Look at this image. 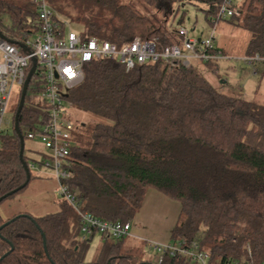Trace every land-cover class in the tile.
<instances>
[{"label": "trees", "instance_id": "obj_1", "mask_svg": "<svg viewBox=\"0 0 264 264\" xmlns=\"http://www.w3.org/2000/svg\"><path fill=\"white\" fill-rule=\"evenodd\" d=\"M135 1L47 0L84 37L118 46L136 37L155 39L158 49L181 42L166 22L185 5H194L213 26L223 20L248 31L244 56L264 57V0L232 3L238 15L224 19H217L224 0H139L143 10ZM1 12L9 24L0 21V31L13 43L37 30L33 0H0ZM204 63L215 73L212 61ZM83 72L82 82L66 97L70 110L95 118L91 124L73 121L68 183L80 209L99 219L130 222L146 191L156 189L180 205L171 243L195 242L208 255V264L249 257L264 262V102L222 92L197 68L163 60L126 70L115 58H98ZM39 109L26 95L18 117L21 133L23 125L36 121ZM19 149L13 129L0 134V196L27 180ZM23 158L28 162L24 150ZM56 200L57 210L41 216L17 211L4 217L0 212V257L6 253L0 264L83 263L94 233L83 236L76 211ZM99 236L94 258L84 264L154 263L144 258L143 242ZM154 264L196 263L181 254H164Z\"/></svg>", "mask_w": 264, "mask_h": 264}, {"label": "built area", "instance_id": "obj_2", "mask_svg": "<svg viewBox=\"0 0 264 264\" xmlns=\"http://www.w3.org/2000/svg\"><path fill=\"white\" fill-rule=\"evenodd\" d=\"M36 7L37 30L21 34L20 44L0 37V134L4 128V114L7 112L14 86L20 91L35 58V67L30 77L26 95H32L39 103L40 111L36 121L23 125L25 141L38 140L49 153H41L39 166L49 168L56 185V196L66 201L79 217V230L83 236L89 234L105 235L115 239L130 236V222L99 219L83 211L78 206L76 195L69 186L72 175L69 149L71 147L74 123L70 118V104L63 96L83 80L84 65L98 58H115L125 69L135 64L163 60L170 64L178 63L184 67L191 66L188 58L216 62L228 56L215 45V38H188L183 27L177 29L180 43L162 46L158 49L155 39L134 38L120 46L95 37H84L70 26L66 19L57 16L47 0H33ZM238 15L237 8L231 0H224L217 12L218 18ZM213 22V21H212ZM248 63L264 62V57L256 54L244 56ZM31 82L33 84H31ZM25 95V96H26ZM11 125L14 124V113ZM32 151V150H30ZM28 169L35 167L28 159ZM146 244L153 250V262L160 263L164 254H181L195 261L196 264H208V255L198 248L195 242L183 240L173 244L147 240ZM224 264H264L256 263L251 257L232 260Z\"/></svg>", "mask_w": 264, "mask_h": 264}, {"label": "rangeland", "instance_id": "obj_3", "mask_svg": "<svg viewBox=\"0 0 264 264\" xmlns=\"http://www.w3.org/2000/svg\"><path fill=\"white\" fill-rule=\"evenodd\" d=\"M15 1V0H14ZM21 2V4L25 3L27 0H16ZM245 0H231L233 4H240L244 2ZM135 6L143 10L142 3L137 0L135 1ZM184 11V13H183ZM183 13V14H182ZM183 15L182 21L179 23V17ZM9 18L8 15L4 12L0 13V21L3 25H8ZM167 28L169 30H176L179 27H183L187 31V37L188 38H202L205 39L210 36L212 33L215 38V45L222 46L224 52L231 55L241 54L243 52L246 40L248 39V31L236 26L229 24L223 20L216 21L215 25H211L209 22H207L204 18L203 12L200 10V8L194 6V5H185L183 10H180L174 17L172 16L169 20H167ZM2 26V25H1ZM2 30H4L2 28ZM173 38H177L176 32H172L171 34ZM179 38V37H178ZM228 56V55H227ZM189 63L191 66L197 68L210 82H212L216 88H218L220 91H226L225 87L218 83H215V80L217 79V76H224L228 77V82L231 84L234 83H241V80L244 78L245 75V69L248 70L246 65H244V61L242 59H232L234 62V67L236 68L235 72H229L227 68L221 67L217 72H212L204 63L203 60L195 59L193 57L188 58ZM227 59H219V61H225ZM229 62V60H227ZM237 62V63H235ZM243 71V72H242ZM31 84H33L31 82ZM19 87L14 86L13 94L11 97V100L9 102L7 112L4 114V122L5 125L1 134H10L12 133V125H11V119L12 115L14 113V110H16L17 102L19 98ZM230 94V93H229ZM71 112V120L77 121L85 124H91L95 120L93 116L90 114H87L83 111H78L75 109L69 110ZM32 150V151H30ZM39 151L41 153H49V150L46 149L38 140L33 141H25V149L24 154L33 161L35 164L34 168H31L32 178L26 185V187L16 194L14 197H12L9 200H6L2 203V207L4 205L8 206V210L1 213L2 216L7 217L13 213V209L17 210L19 208V204L16 200L20 199V202H27L28 204H34L39 205L40 207H48L52 209V211L57 210V200H53L54 196L57 198L55 190L56 185L55 181L53 180L51 176V170L49 168H45L42 166H39L38 163L42 159V155L34 152ZM45 199L50 200L49 203L45 201ZM45 201V203H43ZM171 206H168V208H162L158 207L155 208L154 214L155 220H163L164 218H167V222L171 223L173 221V218L176 215V209L178 208L179 211V203L177 201H171ZM4 210V208L2 209ZM51 212V210H48ZM52 213V212H51ZM134 219L130 221L133 222ZM131 232V231H130ZM131 238V237H130ZM98 240L99 235L95 234L94 237L89 241L88 249L85 253L84 261L81 264H84L86 261H89L94 258L95 251L98 247ZM151 241H155L152 239H149ZM157 242V241H156ZM145 256V254H144Z\"/></svg>", "mask_w": 264, "mask_h": 264}, {"label": "crops", "instance_id": "obj_4", "mask_svg": "<svg viewBox=\"0 0 264 264\" xmlns=\"http://www.w3.org/2000/svg\"><path fill=\"white\" fill-rule=\"evenodd\" d=\"M247 41V40H246ZM246 44V43H245ZM220 50L224 51L223 47L217 46ZM245 49V46H244ZM244 49L241 54L231 55L227 54L228 57L224 58L229 60L225 61H219L213 62V67L215 68V72H217L221 67L227 68L229 72H235L236 68L234 67V62L232 59H242L244 57ZM244 61V60H243ZM244 65L248 68L245 69V75L244 78L241 80V83H234L231 84L228 82V77L224 76H217V79L215 80V83H219L220 87L221 85L225 87V93H230L231 95L240 96L245 101H260L264 102V62H254V63H248L244 61ZM237 63V62H235ZM210 69V68H209ZM211 70V69H210ZM212 71V70H211ZM243 72V71H242ZM213 86H215L212 82H210ZM224 92V91H222ZM56 200V197L54 196V199ZM173 199H170L169 197L165 196L163 193L159 192L156 189H148L144 195V198L142 200V204L137 211V213L134 216L133 222H131V232L130 237L133 242L139 243L143 242L145 243L144 248V258L151 259L153 261V250L146 244V241L149 239L155 240L159 243H169L171 242L170 235L171 230L173 226L176 223L179 211L178 208L176 209V215L173 218V221L171 223L167 222V218H164L163 220H155V214L154 209L158 207L162 208H168V206H171V202ZM17 203L20 205L17 210L13 209V212L17 211H27L31 213L34 216H41L44 214H48L52 211L51 208L48 210H51L49 212L46 210L48 207H40L39 205L34 204H28L27 202H20V199L16 200ZM47 203L50 202V200L45 199ZM43 201V203H45ZM175 201V200H173ZM4 208V210H2ZM9 208L7 205L0 206V212L2 213L7 211ZM95 235V234H94ZM93 235V237H94ZM92 237V238H93ZM91 238V239H92ZM90 241V240H89ZM100 241V236L98 243ZM87 262V261H86Z\"/></svg>", "mask_w": 264, "mask_h": 264}, {"label": "water", "instance_id": "obj_5", "mask_svg": "<svg viewBox=\"0 0 264 264\" xmlns=\"http://www.w3.org/2000/svg\"><path fill=\"white\" fill-rule=\"evenodd\" d=\"M0 37H1V38H5V36L1 33V31H0ZM9 40H10V39H9ZM10 41H12V40H10ZM35 62H36V60H35V58H33V59H32V65H31V68H30V70H29V72H28V74H27V77H26V79H25V81H24V84H23V86H22L21 93H20V95H19L18 105H17L16 110H15V113H14V124H13V131H14V133L16 134V136H17L18 139H19V143H20L19 157H20V160H21V162H22V165H23V167H24V169H25V171H26L27 180H26V182L23 183L21 186H19V187H17V188H14L13 190L8 191L7 193L1 195V196H0V202H1L3 199L7 198L8 196H10V195L16 193L17 191H19L20 189H22V188L27 184V182L29 181L30 176H31V175H30V172H29V169H28V166H27V163H26V161H25L24 158H23L24 138H23V135H22V133H21V131H20V128H19V125H18V117H19L20 111H21V109H22V107H23V104H24V99H25V95H26L27 86H28V83H29L30 77H31V75H32V73H33V70H34V67H35ZM63 96H64V97H67V93H64ZM22 215L27 216V215H25V214H22ZM27 217H29V216H27ZM29 218H30V217H29ZM30 219H31V221L34 223L35 227H36L37 229H39V227H38V225L35 223L34 219H33V218H30ZM6 223H7V222H6ZM40 234H41V236H42L43 247H44V249L46 250V248H45V239H44V235H43V233H42L41 230H40ZM5 254H6V253H4V254L0 257V259H1ZM152 264H154V263H152Z\"/></svg>", "mask_w": 264, "mask_h": 264}]
</instances>
